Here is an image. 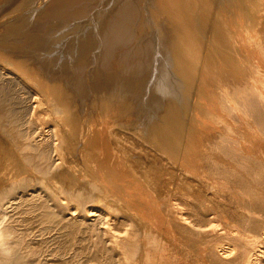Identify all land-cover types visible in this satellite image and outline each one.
<instances>
[{
	"label": "bare ground",
	"instance_id": "1",
	"mask_svg": "<svg viewBox=\"0 0 264 264\" xmlns=\"http://www.w3.org/2000/svg\"><path fill=\"white\" fill-rule=\"evenodd\" d=\"M0 264H264V0H0Z\"/></svg>",
	"mask_w": 264,
	"mask_h": 264
},
{
	"label": "rangeland",
	"instance_id": "2",
	"mask_svg": "<svg viewBox=\"0 0 264 264\" xmlns=\"http://www.w3.org/2000/svg\"><path fill=\"white\" fill-rule=\"evenodd\" d=\"M86 31H88V30L86 29V30L82 31L81 33H79V35H77V37L80 36L81 34H84V32H86Z\"/></svg>",
	"mask_w": 264,
	"mask_h": 264
}]
</instances>
